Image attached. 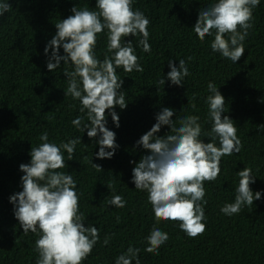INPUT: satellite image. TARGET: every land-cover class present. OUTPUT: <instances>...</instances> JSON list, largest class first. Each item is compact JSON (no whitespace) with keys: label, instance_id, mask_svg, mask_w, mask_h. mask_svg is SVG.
<instances>
[{"label":"trees","instance_id":"1","mask_svg":"<svg viewBox=\"0 0 264 264\" xmlns=\"http://www.w3.org/2000/svg\"><path fill=\"white\" fill-rule=\"evenodd\" d=\"M8 2L12 8L0 18V264H36L39 259V230L23 232L9 198L23 190L20 165L30 164L31 148L42 143L39 137L44 132L48 142L58 146L76 138L82 142L76 145L71 161L62 149L66 166L57 171L73 176L84 226L99 230V241L83 264H115L129 246L140 250V264H264V129L259 127L264 125V0L253 9V26L243 42L244 55L236 63L212 50L214 30L203 41L193 30L199 11L218 0H133V10L150 21L151 51L144 52L139 43L142 36L124 38L133 43L144 71L116 69L123 80L120 91L127 107L114 109L119 116L118 128L106 112V127L115 133L118 145L111 159L96 158L99 135L90 139L87 129L83 132L72 124L78 116L83 117L81 127L89 123L87 111H80V101L65 96L68 78L64 72L73 71L74 65L61 61L60 67L50 72L47 62L51 49L47 56L44 51L57 32L56 23L71 16L75 6L96 10V0ZM107 45L105 29L98 34L95 48L100 61L113 55ZM59 55H65L62 47ZM181 59L190 73L183 79V87L167 79L169 60L178 68ZM161 78L164 85L158 83ZM209 83L224 97L222 118L228 116L235 122L243 147L238 154L222 157L218 179L204 183L206 231L190 238L178 223L156 222L148 193L135 189L132 173L136 163L150 154L137 146V141L151 130L163 108L174 110L172 120L177 126L182 117L198 116L202 142L219 146L218 139L212 141L204 134L213 126L207 103L212 94ZM169 132L168 126H162L156 135L163 137ZM245 167L252 169L255 183L250 188L254 194L261 192V199L244 206L239 214L227 216L221 208L234 202L237 173ZM114 195L124 198V208L107 203ZM154 225L169 236L158 254L145 251Z\"/></svg>","mask_w":264,"mask_h":264},{"label":"clouds","instance_id":"2","mask_svg":"<svg viewBox=\"0 0 264 264\" xmlns=\"http://www.w3.org/2000/svg\"><path fill=\"white\" fill-rule=\"evenodd\" d=\"M259 4L260 0H218L210 8L199 11L193 30L201 41L213 35L214 30L212 50L236 63L244 55L243 42L253 26V9ZM11 8L8 0L0 3V18ZM95 9L78 10L77 6L73 7L71 16L55 24L57 32L44 51L47 56L51 49L47 62L50 72L59 68L61 61L74 65L73 71L64 72L68 78L65 96L70 95L80 101V111H87L89 123L81 127L83 117L78 116L72 124L83 132L87 129L90 139L99 135L97 143L100 150L96 158L111 159L118 145L115 133L106 127V112L118 128L119 116L114 109L127 107L125 94L120 91L123 80L116 69L122 68L126 73L144 71L133 43L125 42L124 38L142 36L139 43L144 52H150V21L139 10H133V0H96ZM105 29L108 30L107 51L113 55H106L100 61L95 48L98 34ZM61 47L64 56L59 55ZM169 67L167 79L173 85L183 87V79L190 75L185 60H179L178 68L169 60ZM158 83L164 85L165 79L161 78ZM208 91L212 93L207 97V103L213 126L204 134L212 141L218 139L219 146L214 142H202L198 116L182 117L177 126V122L172 120L174 110L163 108L151 130L137 141V146H142L150 154L136 163L132 173L135 189L148 193L156 222L178 223L181 231L190 238L206 231L203 222L204 205L207 203L204 200V183L218 179L222 157L238 154L243 147L235 122L228 116L222 118L224 97L213 83L208 84ZM162 126H168L171 134L156 135ZM259 127L264 129V125ZM39 139L42 143L31 148L30 164L20 165V171L24 173L21 177L23 190L10 196L9 201L14 205V215L23 232L37 233L39 230L40 236L36 240L39 259L36 264H83L99 241V230L95 226H84L85 217L80 212V197L73 176L57 171L66 166L62 149L67 152L68 161L73 160L76 145L82 143L81 139H71L59 146L48 142L47 132L42 133ZM92 166L102 171L99 165L92 163ZM237 176L239 183L234 202L221 208L227 216L239 214L244 206H252L254 201L261 199V192L254 194L250 188L255 183L250 167L239 171ZM107 203L117 208L126 206L121 195H114ZM168 239V233L154 225L147 237L145 251L158 254V249ZM108 242L106 237L105 245ZM139 252L138 248L129 246L125 254L117 257L115 264H133V260L140 264Z\"/></svg>","mask_w":264,"mask_h":264}]
</instances>
